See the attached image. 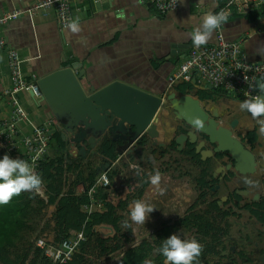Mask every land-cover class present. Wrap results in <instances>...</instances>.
Masks as SVG:
<instances>
[{"label": "crops", "instance_id": "crops-1", "mask_svg": "<svg viewBox=\"0 0 264 264\" xmlns=\"http://www.w3.org/2000/svg\"><path fill=\"white\" fill-rule=\"evenodd\" d=\"M42 1L44 0H0V15L16 11L24 13ZM229 1L204 0V3L200 4V0H180V6L176 11L162 15L152 4L142 3V0H76L73 3V8L75 16L80 19L82 29L80 33L73 34L70 29L62 30L56 11L50 9L39 13L34 18L27 14L21 15L3 29V35L7 41V48L16 50L24 61V75L28 83H38L41 79L62 68L76 65L77 67L81 66L85 73L82 80L85 85L88 83L97 89H102L115 81H120L153 95H163L175 88L180 90L182 86L188 85L179 82L172 87L170 80L179 64L194 47L189 36L192 26L200 21L205 11L224 10ZM262 11H256L257 18L232 12L228 16L227 24L223 27L225 39L230 43L240 44L242 51L251 63L264 62V15ZM191 16L193 19L190 24L187 20ZM215 44H217L216 32L204 46ZM191 84L194 88L188 91L193 92L210 113L224 118L226 121L238 120V126L234 132L243 139L257 158L258 173L255 178L259 179L261 183L259 188H248V195H237L238 190H246L247 187L244 183L236 181L234 184L226 185L221 174H218L217 178H212L214 169L209 168L210 177L207 181L218 183L219 190L224 194L222 197L229 195L232 199L226 207L233 213L228 220L229 232L232 229L231 219L234 217L233 224L239 233L238 237L248 236L255 232L261 234L264 232V223H260L253 213H259L255 209L261 210L264 205V202L261 205L253 203L257 195L262 200L264 199V137L259 135V126L250 113L240 110V103L243 100L233 93L228 92L227 95L218 93L214 91V88L212 89L198 80L196 84L193 82ZM9 88H11V80L6 52L0 55V93ZM200 92H204L206 96L212 95L214 99H202ZM19 100L31 121V123L22 124L25 135L32 132V125L43 124L51 118L56 119L43 97L38 99L31 91H27L19 95ZM10 116L11 111L7 102L3 100L0 104V122ZM157 126L160 133L159 143H167V147L166 155L162 154L165 158L163 160H160L159 157L155 159L159 165L154 169L159 168L160 165L166 166L168 171L161 173L162 177L170 173L169 175L181 176L179 182L191 179L189 183H195L197 191L196 181L193 179H196L195 176L202 172V167L200 171L199 168L191 166L190 158L182 159V173L191 172V170L194 172L193 176H185L177 171V167L172 168L171 166L170 159L181 160L182 155L177 151H175V155L169 152V149L173 148L170 144L178 135L177 120L170 108L158 112ZM58 128L63 131V125L59 121ZM254 131L257 134V141L251 145L245 138ZM67 144V151L70 154V142L67 141ZM159 149L161 152V148ZM72 151L71 153H75L78 160L77 149L72 148ZM156 152L158 151L156 150ZM144 153L133 155L136 164L130 163L129 156L131 154L124 153L114 163L116 169L120 168V172L114 179L117 184V187L113 186L112 188L114 191L120 186L121 195L127 196L129 192L132 193L134 187L131 186H135L136 182L129 179L132 178V175L140 174L141 171L146 172L144 170L147 169V164L141 162L142 158L146 159ZM54 154V148L50 146L48 156ZM71 157L73 159V156ZM86 160L92 161L96 168L103 163L100 156L89 155ZM154 169L147 172L149 176L154 174ZM126 180H129V186L128 184L121 185ZM162 186L149 184L141 200L152 188L153 194ZM121 189H124L125 193ZM42 193H44L43 190ZM236 201L239 202L236 203ZM54 211L55 207H50L49 217ZM46 237L45 240L52 241V237H48V235ZM245 250L247 252L254 251V247L251 245L248 249L245 247Z\"/></svg>", "mask_w": 264, "mask_h": 264}, {"label": "trees", "instance_id": "trees-1", "mask_svg": "<svg viewBox=\"0 0 264 264\" xmlns=\"http://www.w3.org/2000/svg\"><path fill=\"white\" fill-rule=\"evenodd\" d=\"M262 13L264 15V9ZM246 15L258 17L256 12ZM193 88L192 84H188L180 90L185 93ZM214 91L228 94L221 89ZM204 94L200 92V98L214 99V96ZM55 122L57 131L50 145L55 154L44 157L36 171V174L43 178L41 190L38 193L21 192L8 204L0 205V264H54L37 242L47 239L48 235L52 237L48 245L58 246L75 233H83L84 241L79 244L71 260L65 264H143L145 258L151 259L153 264H163V257L156 249L162 239L175 233H179L182 238L188 234L190 237L194 235L201 244L202 252L197 264L221 254L222 239L229 236L228 220L233 213L232 210L226 209L227 205L219 206L217 201H209V170L206 164L201 163L191 145H188L181 155L184 159H191L193 168H203L195 178L198 189L201 190L199 204L204 208L196 211L197 206H194L178 221L163 224L152 239L135 245L133 228L131 226L125 229L122 226L126 216L120 213L128 214L129 204L142 199L150 184L148 173L136 174L129 179L138 184V188L132 193L129 192L127 196H113L116 192L112 189L114 179L120 170H110L106 173L111 188L99 185L98 181L103 174L96 171L94 163L90 160L70 158L67 141L63 140V132L59 130L56 119ZM245 139L253 145L257 141L256 131L249 133ZM117 147V143L105 139L98 146V156L114 164L121 157ZM129 157L130 163H134L136 159L133 155ZM177 171L185 176L194 175L193 170L182 173L181 166L177 167ZM94 202L101 203L102 209L91 212L85 209ZM52 206L55 211L49 218L48 211ZM253 213L256 217L260 216L258 212ZM100 228L109 230L110 235L104 236Z\"/></svg>", "mask_w": 264, "mask_h": 264}, {"label": "water", "instance_id": "water-1", "mask_svg": "<svg viewBox=\"0 0 264 264\" xmlns=\"http://www.w3.org/2000/svg\"><path fill=\"white\" fill-rule=\"evenodd\" d=\"M84 77L81 66L70 65L37 83L44 101L63 125L62 137L70 142L69 156H73V160L77 157L71 153L72 148L77 149L79 159H87L89 155L96 157L98 145L107 138L122 145L117 149L121 155L132 151L143 154L151 147L161 148V154H164L167 143H159L157 114L170 108L177 120L178 132L173 142L177 149L171 148L170 153H182L191 145L201 157V163L206 164L208 170L214 169L212 178L221 174L226 185L236 181L244 183L245 177L255 182L253 186H246L244 191L238 190L239 196L248 195V188L260 187L261 181L255 178L257 158L234 132L237 119L226 121L213 115L191 91L183 93L175 88L163 95H153L120 81L97 89L88 83L85 85L82 82ZM193 83L196 84L197 80ZM196 120L201 123L196 124ZM102 159L103 163L96 168L98 173L116 169L109 160ZM263 202L259 195L253 200L257 205ZM255 210L259 214L264 212V205L261 210ZM263 218L264 213L257 217L260 223H264ZM250 244L254 247L253 254L259 255L264 264V232Z\"/></svg>", "mask_w": 264, "mask_h": 264}, {"label": "built area", "instance_id": "built-area-1", "mask_svg": "<svg viewBox=\"0 0 264 264\" xmlns=\"http://www.w3.org/2000/svg\"><path fill=\"white\" fill-rule=\"evenodd\" d=\"M74 1L76 0H44L24 13L16 11L0 15V55L7 52L11 80V88L0 93V104L5 100L11 111V116L0 122V158L8 155L13 159H24L29 162L35 173L39 162L48 155L52 137L57 131V123L54 118H51L43 124L32 125L30 134L23 133L22 124L31 123V121L19 100V95L31 91L34 97L41 99L43 94L37 83L26 81L24 61L16 50L7 48L3 29L23 14L34 18L39 13L50 9L56 11L60 28L68 29L66 25L76 18L73 8ZM142 3L152 4L162 15L176 11L180 6V0H142ZM263 9L264 0H230L224 10L229 16L232 12L246 15ZM223 27L224 25H221L216 31L217 44L191 48L188 56L179 64L170 80L172 87L179 82L191 84L196 79L216 90L221 89L233 93L243 101L251 96L259 95L258 90H253L249 85H254L264 76V62H249L240 44L230 43L225 39ZM98 184L109 187L106 173L101 176ZM85 209L90 212L100 210L102 204L94 202ZM83 241L84 234L75 233L58 246L48 245L45 239L39 240L37 245L45 250V254L54 264H65L71 260Z\"/></svg>", "mask_w": 264, "mask_h": 264}, {"label": "clouds", "instance_id": "clouds-1", "mask_svg": "<svg viewBox=\"0 0 264 264\" xmlns=\"http://www.w3.org/2000/svg\"><path fill=\"white\" fill-rule=\"evenodd\" d=\"M204 0H200L203 4ZM228 13L221 9L218 12L205 11L200 21L192 26L189 36L192 44L199 48L207 45L213 34L228 21ZM193 17L187 21L191 24ZM66 27L73 34L81 32L79 17L71 20ZM253 90H258L259 95L251 96L240 103V110L250 113L259 126V135L264 137V76L256 81L254 85H249ZM200 124L199 120L195 121ZM148 182L153 186H159L161 173L156 170L148 177ZM246 186H253L254 181L245 177ZM43 185V178L36 174L28 161L20 158H10L4 155L0 158V205L8 204L14 196H18L24 191L39 192ZM130 211L128 218L122 221L125 229L131 228L132 224H145L156 210L143 200H135L129 204ZM129 218L131 223H129ZM156 251L163 257V264H197L201 255L202 246L196 239L182 238L179 233L172 234L168 238L162 239ZM143 264H153L151 259L145 258Z\"/></svg>", "mask_w": 264, "mask_h": 264}, {"label": "rangeland", "instance_id": "rangeland-1", "mask_svg": "<svg viewBox=\"0 0 264 264\" xmlns=\"http://www.w3.org/2000/svg\"><path fill=\"white\" fill-rule=\"evenodd\" d=\"M144 157H147V153H144ZM147 160L149 162L147 163V169L144 170L146 172H148V171L150 172L157 165H159L156 162L154 156L151 158H147ZM132 164H136V163H132ZM158 169L159 168L154 169V172ZM118 170H120V168ZM126 170H124V171H126ZM166 171H168V169L165 166L163 172L165 173ZM169 174L170 173L166 174L163 177L161 176L160 185H163V186L158 191H156L155 193L152 194V191H153V188H152V190H150L146 194V197L143 199V201L146 204H150L156 210L151 214V217L147 220V222L145 224H132V228L134 231V239H135L134 244L135 245H139L144 240L152 239V237L156 234V232L160 228H162L163 224L168 223V222L173 223L175 221H178V219L183 218L187 214L189 207L191 205H193L197 200L198 191H196L195 183H193V182L189 183V181H191V179H187V180L184 179L183 182H179V179L181 178V176H176V174H172V175H169ZM133 177H135V176L132 175V178ZM125 179H126V177H125ZM128 181L129 180L124 181L123 184H121V185H127ZM164 183H165V185H164ZM169 184H171V185H169ZM114 186L117 187V184L115 182H114ZM128 186H129V184H128ZM131 187H134V186L132 185ZM115 190L117 192H119L120 194L116 192L114 195L112 194L113 196L117 197V196L122 194L120 192V186L118 188H115ZM123 190L124 189H121V191L123 193H125V190L124 191ZM222 195H224L223 192L218 191L217 194L215 195V197L214 198L209 197V200L220 199L222 197ZM50 214H51V212L49 209L48 217L50 216ZM120 214L123 216H126V218H128V214H122V213H120ZM231 221H232V225H231L232 229H231V232H229V236H233V237L238 238L237 235L239 233H237V230L233 224V221H235V218L232 217ZM129 222L131 223L130 218H129ZM99 230H100V232H102L104 234V236L110 235L109 230H105V229H101V228ZM184 238L195 239L194 235L190 237L189 234L185 235ZM235 242H237V241H235ZM227 243H230V242H227ZM232 245L233 244H231V243L228 245V244H225V241L223 242V247L225 248V250L227 249V246H232ZM241 248L244 249V252L246 251L245 247L243 245H241ZM219 258L220 257H217L218 260H219ZM209 262L210 261L206 259V261L204 263L205 264H212ZM237 263L244 264L241 261H237ZM109 264H113V262H110Z\"/></svg>", "mask_w": 264, "mask_h": 264}, {"label": "flooded vegetation", "instance_id": "flooded-vegetation-1", "mask_svg": "<svg viewBox=\"0 0 264 264\" xmlns=\"http://www.w3.org/2000/svg\"><path fill=\"white\" fill-rule=\"evenodd\" d=\"M107 139H109V138H107ZM172 144L173 143H171L170 146H172L173 149L176 150L177 147L172 145ZM121 146L122 145L120 143H118L117 149L118 148L121 149ZM153 150H155V151L153 152ZM156 150L158 152H156ZM165 151H166V148H165ZM146 153H147L146 159L145 158L141 159V162L144 163V164H147L149 162L147 160V158H151V156H153V155H154L155 159L157 157H159L160 160H163L165 158V156H163V155H166V153H164L163 155L161 154L159 147H155V149H153V147H151ZM173 154L175 155V152ZM132 155H137V154L134 151H132L130 156H132ZM182 159H184V158L181 157V160H176L175 158L170 159V162L172 164L171 165L172 168L181 166L182 162H183ZM199 169L201 171L202 168H199ZM158 170L161 173H164L163 172L164 171L163 165H160ZM138 171H139V169H138ZM140 173H143V171H141ZM193 180L196 181V179H193ZM196 186H197V191H198V197H197V200L194 203L193 207L197 206V208H195V210L198 211V210H202L203 206L199 204V202L201 201V190L198 189V182L197 181H196ZM217 187H218V183H216V182H213V183L210 184V189L208 191H211V192L208 194V199H209V197H213L214 198L215 195L217 194V192L220 191ZM137 188H138V184H136L134 186V189H137ZM134 189H132V192H133ZM225 196L226 197L223 196V197H221L220 199H217V200L212 199L211 201H217L219 206L228 205V203H230L232 199H231V197L229 195H225ZM193 207H191L187 213H189L193 209ZM262 213H264V212H261L260 214H262ZM257 235H259L258 232H255L254 234L252 233V234H250L248 236L245 235L244 237L241 236V237H238V238H235L233 236L224 237L222 239V243L225 241V244L229 245L231 243L233 245L232 246H227L226 250H225L224 247H220L221 254L219 256H214V257L208 258L207 260H209L210 261L209 263H212V264H239V263H237V261H241L244 264H262V262L260 261V256L259 255H254L253 251H251V250H249L248 252H246L247 251L246 250L244 252V249L241 248V245H243L244 247H246L248 249L249 246H251V244H250L251 241H254L255 238L257 237ZM235 241H237V242H235ZM227 242H230V243H227ZM217 257H220L219 260L217 259ZM202 264H205V263L203 262Z\"/></svg>", "mask_w": 264, "mask_h": 264}]
</instances>
